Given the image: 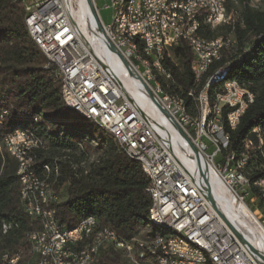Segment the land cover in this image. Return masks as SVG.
Here are the masks:
<instances>
[{"label":"trees","instance_id":"1","mask_svg":"<svg viewBox=\"0 0 264 264\" xmlns=\"http://www.w3.org/2000/svg\"><path fill=\"white\" fill-rule=\"evenodd\" d=\"M26 1L0 0V264H9L8 260L15 255L19 256L18 264H32L34 255L28 236L41 227L38 219L25 212L20 199L18 163L2 143L4 134L16 127L31 129L41 140V146L33 153L38 174L43 164L57 169L52 188L58 200L50 203L57 222L69 228L92 215L98 227L111 229L122 242L132 243L131 252L140 243L135 238L151 240L158 232V227L147 222L151 204L146 192L148 177L112 133L65 105L54 67L46 66V55L28 34ZM251 2L226 1L224 21L214 28L202 25L199 34L207 39L228 33L235 36L234 52L212 64L204 81L227 61L238 59L229 65L227 77L235 78L252 92V98L246 102L234 129L224 121L229 143L222 156L231 152L235 158L247 156L244 172L250 180L248 195L256 197L258 205L263 207L253 182L264 177V0H258L255 5ZM191 58L192 51L185 41L172 47L164 61L172 81L167 84L162 78L161 81L164 91L183 97L187 111L195 115L196 103L187 94L194 85ZM215 85L210 86V93L217 88ZM254 127L263 139L261 144ZM45 140L59 149L80 144L82 156L93 150L96 159L84 166L69 154H47ZM3 225H6L4 232ZM142 231H146L144 238L140 237ZM91 238L77 243L75 249L92 242ZM123 252L126 249L120 246L101 245L92 264H124ZM144 252L157 264L156 255L146 249Z\"/></svg>","mask_w":264,"mask_h":264},{"label":"built area","instance_id":"2","mask_svg":"<svg viewBox=\"0 0 264 264\" xmlns=\"http://www.w3.org/2000/svg\"><path fill=\"white\" fill-rule=\"evenodd\" d=\"M91 1L109 45L149 86L172 119L185 131L200 154L220 176L228 190L243 203V199L249 196L245 176L233 169L230 153L222 156V151L229 143L224 121L230 129H234V124L239 122L245 110V99L252 97V92H238L236 82L230 87L218 90L219 105L213 129L220 136L221 145L208 144L202 136L204 91L192 94V99L199 100V116H182L181 111L167 104L164 95L150 80L146 68L134 56L131 43L121 39L122 29L142 33L153 57L159 60L172 81L171 72L164 61L166 56H170V49L182 41H185L192 51V73L203 69L214 53L227 54L230 51L222 50V46H204L200 35H191V27L202 26L204 12L199 10L193 18L179 20V17L174 15L173 3H181L183 8H186L194 6L193 0H136L131 2L129 19H119L117 0ZM232 1L235 3V0ZM98 2L102 3L101 7ZM212 2L214 3V0ZM24 7L27 13L25 22H29V29L34 38L47 53L46 66L52 65L55 77L65 79L67 94L72 104H77L84 113L96 117L112 128V131L120 136L123 151L128 156H136L140 163H148L150 184L147 188L154 190V213L165 223L187 232L194 241L204 243L211 250L215 262L258 264L255 254L235 236L207 201L194 175L184 169L173 147L161 138L153 124L155 119L135 105L112 74L109 65L95 52L88 41L89 36H94L86 26V19L83 23L79 19L81 11L78 0H27ZM100 8L111 9L108 23L102 21ZM212 16L215 22L217 7ZM84 25L85 32L82 30ZM234 37L226 35L223 43L231 42L233 45ZM94 40L96 41L95 37ZM225 108L228 110L223 118ZM254 133L257 134V130ZM10 139H16L20 148H27V156L39 146L31 138L19 136L18 133H14ZM27 156H23V166H27ZM241 160L246 164L247 156H241ZM30 169L33 176L32 167ZM256 187H260L264 194V177L256 180ZM48 196L54 199V194ZM29 211L32 213V210ZM58 225L56 218H53L49 226L51 240L66 237L65 232H58ZM81 226L90 227L89 221H82ZM29 241L32 243L31 234ZM140 242L142 245H148V249H152L160 257L162 244L154 239H140ZM110 244H119L116 233L110 235ZM174 245L173 264H206L205 259L195 251L184 250L179 243ZM71 253L58 244L57 253H50L48 248V255H41L39 264H45V260H52V264H67ZM126 253H130L129 250H126ZM14 258L19 256L15 255ZM134 260L139 264V259ZM78 261L79 264H90V260H83V257Z\"/></svg>","mask_w":264,"mask_h":264},{"label":"bare ground","instance_id":"3","mask_svg":"<svg viewBox=\"0 0 264 264\" xmlns=\"http://www.w3.org/2000/svg\"><path fill=\"white\" fill-rule=\"evenodd\" d=\"M229 0H193L194 6H188L183 8L181 3H173L174 15L179 17V20H189L193 18L199 10L204 12V17L202 19V25H208L211 28L217 27L222 23L223 17L225 15V3ZM232 1V0H231ZM131 2H136V0H117L116 10L118 12L119 19H129L131 15ZM236 3V0H235ZM215 7H217V18L213 22L212 13H215ZM80 21L83 23L86 19V26L90 28V22L87 20V9L85 6L80 8ZM26 27L28 34L33 39V41L41 49L40 44L34 38V35L29 29V22H26ZM200 26L191 27V35L199 36ZM85 25L82 30L85 32ZM226 35H233V33H228ZM226 35L218 36L212 39H207L200 35L202 39V44L209 47H221L222 50H230L227 52L229 55L234 52L236 41L234 38V44L231 42H224V37ZM121 39L127 43H131L134 56L139 59V62L146 68V72L150 77L153 84L156 85L157 90L164 95L167 104L170 107L176 108L182 112V116L192 117L199 116V100L193 99L195 101L197 113L195 115L190 114L187 111L183 97H180L176 93H169L164 91L161 78L166 82L171 81L170 76L165 72L164 68L160 65L159 60L153 57L151 49L148 48L146 41L144 40L142 33L131 32L129 29L121 30ZM89 43L92 45L95 52L102 58V60L109 65L112 74L116 76L119 80L122 89L130 97V99L135 103L137 107L142 110L147 111L153 117L155 121L154 127L158 131L161 138H163L169 145H171L186 171H189L193 175L197 173L202 184L208 189L212 199L219 209L223 211L226 217L245 235L248 242L255 249V254L264 258V228L259 224V222L253 217L251 212L244 206V203L239 202L238 199L228 190V187L224 184L220 176L214 171L212 166L207 163L205 158L201 155L198 158L194 151L186 144V142L179 136L175 127L169 121L167 117H164L161 113L157 112L152 103L149 101L147 94L144 89V84L141 82L138 76L133 75L129 70L128 63L124 59L120 58L118 54L111 48H109V53L105 52L100 46V43L94 40V37L89 36ZM250 49V48H249ZM42 50V49H41ZM248 51V49H245ZM47 57L45 50H42ZM227 54L214 53L209 59L207 64L203 66V69L199 71H194V85L187 92V94L192 97V94H199L204 91V125L202 128V136L206 143L213 145H221L220 136L215 133L213 127L215 125V118L217 116L218 105H219V91L224 87H230L236 82V89L240 93H250L246 88H244L235 78L227 77V72L229 70V65L232 62L237 61L234 59L232 62L227 61L224 65L218 67L210 76L204 81V76L208 72L210 66L215 62L222 59V57ZM224 56V57H225ZM223 69L219 74L215 75L217 72ZM215 75V76H214ZM55 76V73H54ZM61 81V96L65 105L79 115L92 119L97 125L108 130L113 134L117 140L119 146L123 149V145L120 142V136L112 131V128L103 124L96 117H92L88 113H84L80 110L77 104H72L70 96L67 94V88L65 86V79L62 77H57ZM216 84V88L213 93L209 92L211 85ZM215 85V86H216ZM212 88V87H211ZM184 92V91H183ZM212 92V91H211ZM246 98L244 102V107L246 102L250 100ZM238 122L234 124V128ZM257 130V137L259 143L263 142L261 135L256 127L253 128V132ZM14 133H18L19 136L31 138L32 141L38 146H41L40 138L31 130L24 127H16L10 132L4 134L2 138V143L5 149L12 155L18 163L17 175L20 180V199L24 204L25 212L31 218H36L40 221L41 227L39 230L33 231L30 234L32 243L31 253L34 255V261L32 264H39L41 255H48V248H50V253H57L58 244L69 252H72L67 259V264H79L78 259L83 257V260H90V264L93 263L94 255L97 252L99 246L110 244V235L115 233L113 230L98 227L97 221L94 216L87 215L83 217L77 224L72 227L64 228L60 224L58 225V232H65L66 237H58V240H51V234L49 226L55 218V210L50 207V203L58 200L57 193L53 190L52 185L54 183V177L57 175V169L51 168L48 164H43L40 166V171L38 174V167L35 166V158L33 153L27 156V148H20L16 143V139L12 138ZM234 153H230L231 165L234 170H236L242 176H245V184L247 187L250 186L249 176L244 172L245 164H243L241 157L235 158ZM23 156H27V166H23ZM136 159L140 167L146 173L148 177V185L150 184V172L148 168V163H140L136 156H131ZM23 167V173H22ZM32 174L31 176V169ZM195 176V175H194ZM256 187V181L253 182ZM146 192L149 194L151 199V204L147 214V222L150 225L158 227V232L154 238L157 243L161 245V254L158 257L152 249H148V245H145L147 251L156 255L157 264H173V255L175 252L174 243H179L184 250L195 251L199 254L202 259H205L206 264H220L215 262L211 250L205 246L202 242H197L192 239V236L183 232L180 228L174 225L167 224L165 221L160 219L156 213H154V190L152 188H147ZM259 191L261 201L264 205V194L261 192L260 187H256ZM54 199L51 196L53 195ZM32 210V213L29 211ZM82 221H89L90 227L81 226ZM2 231L6 230V225L2 226ZM92 237V242L85 243L81 249L76 250L75 246L77 243L84 242L86 238ZM119 244H113L116 246L125 248L126 250H131L132 243L122 242L117 237ZM140 247H143L142 243H139ZM3 258H7L4 254ZM13 259V260H12ZM9 264H18V258H10L8 260ZM45 264H52V260H45Z\"/></svg>","mask_w":264,"mask_h":264},{"label":"water","instance_id":"4","mask_svg":"<svg viewBox=\"0 0 264 264\" xmlns=\"http://www.w3.org/2000/svg\"><path fill=\"white\" fill-rule=\"evenodd\" d=\"M78 4L80 8L82 6H85L87 9V20L90 22V28L92 35L95 37L96 41L100 43V46L103 48L105 52L109 53V48L113 49L111 45H109L103 31L100 25V22L98 20V17L96 15V12L94 10L93 4L91 0H78ZM114 50V49H113ZM116 52V51H115ZM117 53V52H116ZM118 54V53H117ZM120 58L124 59L120 54H118ZM125 60V59H124ZM126 61V60H125ZM128 63V62H127ZM129 70L132 72L133 75H136L139 77V75L131 68V66L128 63ZM141 82L144 84V89L147 94V97L149 101L152 103L154 108L157 112L161 113L164 117H167L169 121L172 123V125L175 127V130L179 134V136L186 142V144L194 151V153L197 155L198 158H201L200 152L198 151L197 147L194 145V143L191 141V139L188 137V135L185 133V131L172 119L170 114L167 112V110L162 106V104L158 101V99L154 96L149 86L139 77ZM195 180L200 186L203 195L207 199V201L211 204V206L214 208V210L217 212L219 217L225 222V224L231 229V231L235 234V236L253 253L255 254V249L252 247V245L248 242L245 235L226 217V215L223 213L221 209L217 207L214 200L212 199L210 192L208 189L202 184L200 178L198 177L197 173L194 174ZM255 257L257 259L258 264H264V258H260L255 254Z\"/></svg>","mask_w":264,"mask_h":264},{"label":"rangeland","instance_id":"5","mask_svg":"<svg viewBox=\"0 0 264 264\" xmlns=\"http://www.w3.org/2000/svg\"><path fill=\"white\" fill-rule=\"evenodd\" d=\"M257 1L258 0H252L251 5H255ZM97 4L99 7H101L102 3L98 2ZM100 17L104 23H108L111 18V9L100 8ZM224 19H225V15L223 17L222 22L224 21ZM92 146H94V143H92ZM44 147H45L44 152H46L47 154L53 153V155L55 156H59L61 154H69L73 158H76V159L78 158L84 166L88 165L89 163H91L92 161L96 159V152L93 150H89L88 152H85V154H83L82 156L83 150L80 144L75 145L69 149H66V148L59 149L56 147H52V145L47 140H45ZM50 149L52 150L50 151ZM255 198L256 197L246 196L243 199V203H244V206H246L247 209L251 212L253 217L264 228V205L263 207L259 206ZM145 234H146V231H142L140 233V237L144 238ZM137 240H138L137 242L139 243L140 239H137ZM144 240H150V238L144 239ZM144 248H145V245H143V247L140 248V246L136 244L133 250L131 252L129 251L131 254L123 252L122 259H123L124 264H136L134 259H139V264H155V262L150 257L144 255L145 253L144 250L146 249Z\"/></svg>","mask_w":264,"mask_h":264}]
</instances>
